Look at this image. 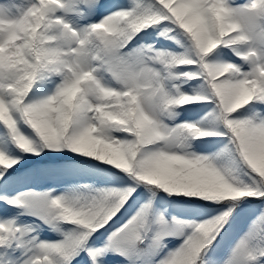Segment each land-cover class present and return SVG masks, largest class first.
<instances>
[{
  "label": "snow or ice",
  "instance_id": "1",
  "mask_svg": "<svg viewBox=\"0 0 264 264\" xmlns=\"http://www.w3.org/2000/svg\"><path fill=\"white\" fill-rule=\"evenodd\" d=\"M0 264H264V0H0Z\"/></svg>",
  "mask_w": 264,
  "mask_h": 264
},
{
  "label": "rangeland",
  "instance_id": "2",
  "mask_svg": "<svg viewBox=\"0 0 264 264\" xmlns=\"http://www.w3.org/2000/svg\"><path fill=\"white\" fill-rule=\"evenodd\" d=\"M106 2H111V0H106Z\"/></svg>",
  "mask_w": 264,
  "mask_h": 264
}]
</instances>
